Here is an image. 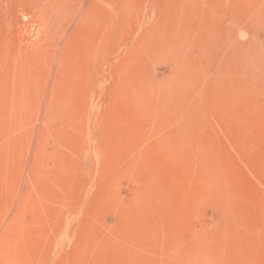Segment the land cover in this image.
Here are the masks:
<instances>
[{"label": "rangeland", "instance_id": "rangeland-1", "mask_svg": "<svg viewBox=\"0 0 264 264\" xmlns=\"http://www.w3.org/2000/svg\"><path fill=\"white\" fill-rule=\"evenodd\" d=\"M0 264H264V0H0Z\"/></svg>", "mask_w": 264, "mask_h": 264}]
</instances>
